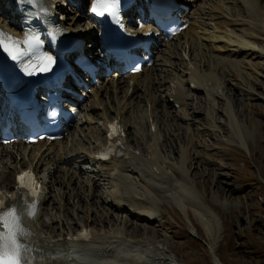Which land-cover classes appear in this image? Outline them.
<instances>
[{
  "label": "rangeland",
  "instance_id": "rangeland-1",
  "mask_svg": "<svg viewBox=\"0 0 264 264\" xmlns=\"http://www.w3.org/2000/svg\"><path fill=\"white\" fill-rule=\"evenodd\" d=\"M262 1V9H260L264 18V0ZM70 2L71 0H65L57 6L59 13L65 15L67 25L70 26L71 23L79 20L82 26H87L84 21L87 12L80 9V5L74 9ZM225 4L232 17L237 15L236 7L242 8L235 0L232 4L231 2ZM200 13L207 15V9ZM224 15L226 18H230L226 14ZM202 23L207 26L209 24V22ZM76 24L79 23L76 22ZM259 25L264 26V21L260 20ZM260 28L263 30L262 33L256 35L261 39V45H264V28ZM243 37L245 38V36ZM196 45H198L197 40ZM206 55L207 53H205ZM175 56L169 54V57L174 59ZM205 56L203 50L202 52L198 51L200 59L204 60ZM239 56L237 57L238 60L251 61L252 64L258 62L264 69V59L257 57V55L245 52L241 59ZM174 63L175 65L178 64ZM241 66L247 65L241 63ZM179 67L176 65L177 69ZM252 70L257 73L247 69L239 70L237 80L232 82L235 83V87L225 82V74H222L220 70L217 71V82L218 74L223 78V81L216 84L217 86L214 84L215 91L211 97L206 99V102L201 93H188L190 100L186 99L188 106L186 104L185 118H183V111L180 106L172 107L168 103L156 102L154 120L157 121L158 131L153 137V141L150 140L146 121L141 118V115L144 114V107L139 103L140 101L134 99L130 106L126 107L127 109L130 108L135 116L133 120H131L133 115L126 116V121L131 125L128 135L129 142L137 149L136 153L139 152L144 158L149 156L150 152L147 146L153 142L158 155L161 157L159 165L166 168L173 180L182 181L191 187L202 202L219 216L220 223L219 227L217 226L219 229L216 227L215 221H212L215 230L210 236L204 231L193 212L187 209L188 219L197 231V236H192L188 222L184 220L182 213L170 206L162 198L160 191L155 188L149 191L141 180H138V177L144 176L141 174L142 172L139 176L130 174L128 171L123 172L124 175H128L127 177L133 184L136 182L137 192L134 197L137 199L138 210L132 211L127 207L120 208L122 206L109 205L110 194L115 188L114 182L112 183L108 175L117 172L106 173L103 170V172H94L86 168L85 171L75 170L76 173L74 174L70 165L65 167L63 164L61 167L58 164V168L54 167L55 170L51 172L50 180L54 182L49 185L48 205L42 215V219L47 223L50 222L49 216L53 218L59 215L62 221L60 223L52 222L47 228H42V231L46 233L49 231L57 232L60 231L61 227L68 229L77 226L86 220L87 209L91 213L90 215L87 211L89 219H91L89 223L95 227L94 230L98 232L101 229L121 228L117 231L122 236H125L122 229L128 231L131 233L126 234V236L131 237L128 242L139 241L148 247L150 246L155 260L154 264H214L213 257L220 259L223 264H264V70L260 71L255 67H252ZM121 82L123 81L121 80ZM109 83L105 85L106 90L102 94L110 91ZM211 84L213 83L211 82ZM98 86L102 88L100 84ZM121 87H124L122 83ZM185 93L187 94V92ZM155 94L157 95V92ZM106 98L107 96L103 98L100 95L98 100L103 105ZM94 101L96 102V100ZM209 101L213 103L209 104ZM90 105H92V98H87L82 106L83 111L77 124V131L80 136H69L67 147L70 143L76 144L79 141L85 145L82 150L86 152L88 144L93 146L96 142V132L92 136L88 134V138L82 136L87 133V126L89 128L94 127V129L98 127L96 124L98 122L97 111H93ZM211 108L214 110L212 111ZM221 110L227 117L222 114ZM84 111L93 117V121L89 125L84 123ZM233 113L234 119L231 117ZM99 120L101 123V119ZM241 139L243 145L240 146L237 143L239 140L241 142ZM66 148L59 147V150L64 149L59 152H64ZM3 149H9V145L3 146ZM11 149L9 151L16 149L17 156L20 158L27 156H23L21 152L17 151L19 150L18 146H13ZM180 149L184 150V159L183 157L181 159ZM76 155L81 156L82 154ZM1 162V173H5L6 169L13 165L6 158H3ZM53 165L55 166L54 163ZM5 166L6 168H4ZM180 166H182L180 171L174 169V167ZM63 169L67 172L70 181L67 185L62 184L60 188L57 181L62 178L65 172ZM48 183L49 181L46 182V184ZM87 185H90V188ZM45 189H47L46 185ZM59 190L60 195L57 194ZM59 198L62 201L61 207L56 204ZM127 212L130 214L126 215ZM143 212L153 213V218H147ZM138 225L150 227L154 232L147 233L145 230H141L138 234H133L134 231L131 229ZM96 231L95 233L98 234ZM113 243L115 244V242ZM208 244H213L214 256L207 249ZM143 253L146 254L145 250Z\"/></svg>",
  "mask_w": 264,
  "mask_h": 264
},
{
  "label": "bare ground",
  "instance_id": "bare-ground-1",
  "mask_svg": "<svg viewBox=\"0 0 264 264\" xmlns=\"http://www.w3.org/2000/svg\"><path fill=\"white\" fill-rule=\"evenodd\" d=\"M4 2L1 1L2 7H0V10H4V7L6 8V0H3ZM240 3L243 5V10L245 15L244 17H239V18H226L224 14H226V7L223 6V0L222 2L217 1L215 7L213 8H208L207 9V15L209 16V19L213 21V23L208 24L209 30H206L205 32H202L204 34H201L199 37H197V49L199 52H202L203 49H206V45L202 44L199 40L202 39L204 41H207L211 47L210 50H217L216 54H213L208 52L206 55L207 58L211 59L213 63L217 66V71L220 70L222 74H225V82L233 85L235 87V83H232L233 81L237 80L238 72L239 70H251L253 73H257L255 70H252V67H255L257 70H264L262 69V66L258 64V62H255L252 64L251 61H243V60H238L237 57L243 53V52H250L253 55H257V57L264 59V45H261V39L258 38L256 34L262 33V29L260 26L257 24V18L259 16L258 8H259V3L261 0H238ZM88 3L89 0H84V5L83 3L80 4V9H84L87 13H85V23L87 26H90L93 24V20L90 18L89 13H88ZM7 4V3H6ZM220 8L221 11L217 12L215 9ZM215 11L216 13H213ZM92 12V11H91ZM228 14V13H227ZM219 15V16H218ZM137 16V15H136ZM215 17H223L225 20L218 26L216 25L217 23L214 22ZM220 20V19H218ZM221 21V20H220ZM79 24H81V21H76ZM14 24V23H11ZM205 24V23H203ZM247 26L246 28H242L243 30L237 29V27H242V26ZM6 25H3V27ZM69 26V25H66ZM195 30L198 29V27H194ZM201 30V29H200ZM204 31V30H202ZM238 32V33H236ZM196 34V33H195ZM245 36V38L243 37ZM89 37L92 38V35L89 34ZM219 43L218 46H212V44ZM190 44H191V39H185L182 44L178 48V53L175 56V60L178 62L177 66H181L182 69L181 73L184 74V71L188 72V81L193 82L194 88L191 89V92H197V91H203L205 96L207 98L212 96V93L215 91L214 86L217 84L216 80V74L212 72L211 70L208 72H201L197 73V68L200 67V63L196 64L195 62H192L191 59H187L189 57L188 53L185 52L186 49L188 48V51L190 50ZM193 49V48H192ZM209 50V51H210ZM224 51V52H221ZM168 53V52H167ZM166 53V54H167ZM206 53V52H205ZM225 53V55H223ZM169 56V54H168ZM205 56V57H206ZM194 60V58H193ZM202 60V64H204V60ZM163 65H167L165 63V60H163ZM169 65L175 64L174 62L168 61ZM241 63L246 64L247 66L242 67ZM176 67V65H175ZM241 68V69H240ZM144 73V72H142ZM160 75V74H159ZM171 77L166 80L165 82L167 83L165 87V91H167L170 88V84L173 82V80H176V96L174 102H178L181 110L183 111V118H185L186 114V103L185 100L189 98V94L184 92V85H183V78L175 73H170ZM250 75V74H249ZM248 75V76H249ZM135 77V76H133ZM138 77V76H136ZM142 77V76H141ZM128 79L130 76L127 77ZM143 82H144V78ZM121 78L118 77L116 79V82L113 83L111 82L109 84L110 91L109 92H104V94H101L102 97L104 98L107 96V101H108V108L102 107L99 110L98 114L100 115L99 119H101V123L99 125V129L102 131V129L105 127V124L108 119H112V116H117L120 115V112H127V106H130L132 101L134 99H139L140 103H143V111L144 114L141 115V118L144 120L147 119L148 121V130L151 133L150 129V122L149 118L153 117V125L155 127L154 135H149L150 140L153 141V137L156 136V133L158 131V126L156 121L154 120V117L156 116V102L152 101L157 100L158 102H161L162 104L165 102L166 99L162 95H160V86L163 81V79H158L156 76L152 78V81L154 83V90L158 92V95L156 96L155 94H150L149 96L142 94V97L137 96V91L136 88L134 89V99L130 98L127 99V102L122 104L124 94L127 88V81L125 82L124 87H121ZM211 82L213 84H211ZM103 84V83H102ZM101 84V86H102ZM215 84V85H214ZM143 86V85H142ZM146 85L143 86L145 88ZM101 87L98 86L97 88L90 90L89 95L93 96L94 98L97 97L98 93H100ZM133 89V88H132ZM106 90V87L105 89ZM136 91V92H135ZM102 92V90H101ZM170 95L166 93V97L168 98ZM193 96V95H192ZM101 102V101H100ZM99 101H96L95 104L98 106L100 104ZM149 102H151V115H150V107ZM164 103V104H165ZM213 102L209 101V104H212ZM165 106V105H164ZM91 107V105H90ZM147 108V109H146ZM90 109V108H89ZM213 111L214 109L211 108ZM149 113L146 115V112ZM232 119H234V113L231 115ZM121 120L123 122V119L121 117ZM123 125L125 128H127V125L123 122ZM213 128V127H211ZM211 130L210 128H208ZM239 133V132H238ZM240 134V133H239ZM237 135V134H235ZM239 136V135H238ZM239 139V138H238ZM237 140V139H236ZM230 141V140H229ZM242 142V143H241ZM241 142L237 143L238 145H243V141L241 139ZM99 144V143H98ZM152 142L149 144L147 147L149 149V156L145 158H141L140 156H137L136 152H133V150H128L127 156H123L122 158H118L114 161L110 162H105L104 160H101L97 157L94 156V154H82L81 156L75 155L73 160H67L66 164L64 165L65 167L70 164V167L73 169L72 173H76L75 170L79 171H85L86 168H88L91 171L94 172H103L102 170L106 172H110L112 170L117 171L119 170V173L116 174V178H112V181L114 180V188L113 192H111L110 197L111 200L109 201V205H112L114 207H119V206H125L128 207V209H131L132 211L138 210V204H137V199L134 197V195L137 192L136 185L132 183V181L127 177V175H124V173H121L122 171H129L130 173H135L136 171L143 174L144 176L142 178L138 177V180H141L142 184L145 185V187L150 191L151 189L155 188L158 191H160L162 198L170 204V206L176 208L180 213H182L183 218L186 222H188V227L190 234L192 236H197V231L194 229L192 226L190 220L188 219L187 216V209L193 212V214L198 218L200 225L206 231V233L210 236L212 232H214V225L212 221H215L216 227H219V216L214 213V211L202 200L200 199L199 196H197L191 187H188L186 183L182 181L176 182L173 180L169 174L166 171L165 167H162L159 165V159L161 157L157 153V149H155V145ZM56 145V144H55ZM18 146V145H17ZM16 146V147H17ZM20 146V145H19ZM6 147V146H5ZM26 147L24 146L22 149H19L22 153L23 156H26ZM129 147V146H128ZM19 148V147H18ZM41 148V146H40ZM50 148H54V145H50ZM83 148V147H81ZM130 148V147H129ZM0 154L4 153L7 161L11 160L13 163L10 164L12 166L8 167L5 171V173L0 172V187H5L8 190H11L14 185V179L17 170L20 167H23L27 165L29 162H32L33 160V151L27 154V161H20L16 160L17 154L14 151H9L3 149V147H0ZM74 150V149H73ZM72 151H66L64 155H59V158L57 159H52L51 161H44L45 159V154H42L41 157L38 159V161L35 163V168L40 172V176L42 178L44 186L46 185V188L48 189V182L51 171L53 169H49V163H54L55 166L56 164H59L60 162L66 161L64 158H68L70 154H72ZM184 150L180 149V156L181 159L185 158L184 156ZM7 156V157H6ZM9 158V159H8ZM64 159V160H63ZM63 166V165H62ZM61 167V164H60ZM64 167V169H65ZM171 167V166H169ZM6 168V166L4 167ZM58 168V167H57ZM63 168V167H62ZM63 169V170H64ZM174 169L180 171L182 169V166L180 167H174ZM55 170V169H54ZM67 172L65 171L64 174L62 175V178L60 181H57L59 187L61 188L62 184H68L70 181V178L66 174ZM103 174V173H102ZM64 175L66 178L64 179ZM114 176V175H113ZM88 180V179H87ZM88 186V185H87ZM123 192H122V191ZM60 191V190H59ZM129 193V194H127ZM56 194V193H55ZM131 194V195H130ZM57 195V194H56ZM57 197V196H56ZM59 197V196H58ZM197 197V198H196ZM47 201V200H46ZM60 199H58V203L56 202L57 205L61 207L60 204ZM46 204V203H45ZM44 204V205H45ZM39 209L38 214L35 213L34 218H32L29 222V227L33 233L32 236V242H33V247L35 248V255L37 257H43L45 259L46 264H63L61 261H59L57 258H55L56 254H52L54 251L52 241H50L52 238L53 239H58L60 237H65V235L71 230H62L57 232H50V236L45 235L41 228H47L45 225V221L42 220L41 216L43 214V207ZM46 209V208H45ZM41 210V211H40ZM46 211V210H45ZM89 210L86 209V220L80 224V227L83 226H89L93 235L95 236L94 239L99 240L102 242L101 244L105 246V244H108V241L106 240H112V242H115V239H122V234L118 233L119 231H116L114 233L106 234H96L94 228L90 225L89 222H91V219H89V214L87 213ZM143 215H145L147 218L152 219L153 218V213H146L143 212ZM59 220V219H58ZM38 225H40L41 228H38ZM217 227V228H218ZM63 228V227H62ZM219 229V228H218ZM134 231L133 234H138L141 230H145L147 233H153V229L150 227H142L140 225L136 226V228L131 229ZM126 234H131L128 231H126ZM125 234V235H126ZM48 237V238H46ZM215 242V241H214ZM116 243V242H115ZM130 243V244H129ZM112 243L111 245H113ZM129 246L124 248V254H126V258H124V261L127 262L128 264H154L155 260L153 259L152 256V251L148 249L149 247L144 245V243H138V242H128ZM97 247L95 243L90 244L89 248ZM98 248L101 249L102 246L98 245ZM210 251V254L214 256L213 254V244H208V248ZM60 249H56V251H59ZM143 250H145L146 254L143 253ZM98 254V253H96ZM55 256V257H53ZM99 256H101L99 254ZM53 257V258H51ZM103 258V257H102ZM213 262L214 264H223L219 259L213 257ZM113 261V260H112ZM106 264H111L108 260L105 261ZM66 264H69L66 263Z\"/></svg>",
  "mask_w": 264,
  "mask_h": 264
},
{
  "label": "snow or ice",
  "instance_id": "snow-or-ice-1",
  "mask_svg": "<svg viewBox=\"0 0 264 264\" xmlns=\"http://www.w3.org/2000/svg\"><path fill=\"white\" fill-rule=\"evenodd\" d=\"M120 0H92L91 11L96 15L110 13L114 18L118 17V9ZM36 42L32 37L26 36L23 40H18L0 30V50H3L12 60H19ZM24 45L25 48L20 46ZM37 63L31 66V70L26 67L29 74L35 72H48L51 70L54 61L50 56H38ZM139 69H137L138 71ZM115 123L109 125L110 141L120 135ZM17 188L23 190L26 195H38V184L30 170L22 172L17 177ZM16 194L12 199L15 200ZM35 201L29 202L24 199L22 206L15 203L6 207L4 202L0 200V264H32L28 259L29 254L33 251V246L28 243V239L32 233L24 224V217L32 219L35 216ZM86 238V235H85Z\"/></svg>",
  "mask_w": 264,
  "mask_h": 264
},
{
  "label": "trees",
  "instance_id": "trees-1",
  "mask_svg": "<svg viewBox=\"0 0 264 264\" xmlns=\"http://www.w3.org/2000/svg\"><path fill=\"white\" fill-rule=\"evenodd\" d=\"M220 260V259H219ZM221 261V260H220ZM222 262V261H221Z\"/></svg>",
  "mask_w": 264,
  "mask_h": 264
}]
</instances>
